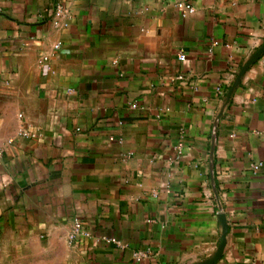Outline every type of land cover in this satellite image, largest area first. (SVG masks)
Instances as JSON below:
<instances>
[{"label": "crops", "instance_id": "obj_1", "mask_svg": "<svg viewBox=\"0 0 264 264\" xmlns=\"http://www.w3.org/2000/svg\"><path fill=\"white\" fill-rule=\"evenodd\" d=\"M220 215L264 264V0L0 1V264H204Z\"/></svg>", "mask_w": 264, "mask_h": 264}, {"label": "built area", "instance_id": "obj_2", "mask_svg": "<svg viewBox=\"0 0 264 264\" xmlns=\"http://www.w3.org/2000/svg\"><path fill=\"white\" fill-rule=\"evenodd\" d=\"M178 8L180 10H182L184 16H187L188 14L194 12V7L191 6L190 4L179 3L178 4ZM66 12H67V10L63 6H58L57 11H56V14H57L58 17H61L64 14H66ZM59 24L60 23L58 22L56 24V26H59ZM59 47H60V45L58 44L56 46V48L59 49ZM179 60L182 61V62L185 61L186 60V55L183 54V53H181L180 56H179ZM47 61H48V58H44V60L42 62V65L44 63H46ZM43 67H46V66H43ZM182 78H183L182 76H179L178 77V79H180V80H182ZM218 91H220V90L218 89ZM19 136L20 137H28L29 138V137H32L34 135L33 134H30L28 132H25V131H20ZM182 139H183V134L181 135V140ZM111 140L113 141L114 139L111 138ZM181 140H180V142L178 143V145L176 147L178 156H180L182 154L183 143H182ZM9 143H11V142H9ZM261 167H262L261 164H255V165L252 166V169H253L254 172H258ZM82 235L85 236V237H90L91 236L90 233H84L83 232V225H82V223L79 222V221H77L75 223V226H74L73 231L70 234V241H75V240H77ZM99 241L104 242L106 244L116 245V246H118L120 248H126L125 245H123L120 241H118L115 238L102 237V238H100ZM145 255L146 254L144 252H138V253L135 254V258L137 260H141L142 258L145 257Z\"/></svg>", "mask_w": 264, "mask_h": 264}, {"label": "water", "instance_id": "obj_3", "mask_svg": "<svg viewBox=\"0 0 264 264\" xmlns=\"http://www.w3.org/2000/svg\"><path fill=\"white\" fill-rule=\"evenodd\" d=\"M220 219H221V222L223 225V234H222L220 246H219L218 250L216 251L215 255L204 264H215L221 258L222 254H223V251H224V248L226 245V235L228 232V227H227V223L224 219V215H220Z\"/></svg>", "mask_w": 264, "mask_h": 264}]
</instances>
